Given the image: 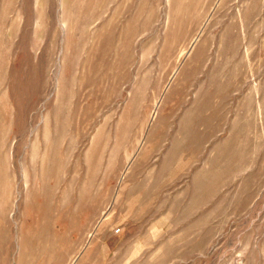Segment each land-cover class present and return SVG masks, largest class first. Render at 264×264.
Listing matches in <instances>:
<instances>
[{"label": "rangeland", "instance_id": "374dc122", "mask_svg": "<svg viewBox=\"0 0 264 264\" xmlns=\"http://www.w3.org/2000/svg\"><path fill=\"white\" fill-rule=\"evenodd\" d=\"M0 264H264V0H0Z\"/></svg>", "mask_w": 264, "mask_h": 264}]
</instances>
